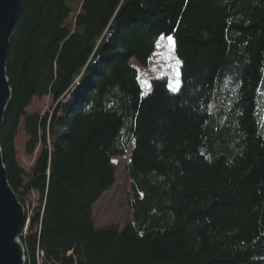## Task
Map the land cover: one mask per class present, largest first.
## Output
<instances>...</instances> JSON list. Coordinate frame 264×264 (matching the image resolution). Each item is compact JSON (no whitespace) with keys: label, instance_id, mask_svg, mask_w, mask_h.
<instances>
[{"label":"trees","instance_id":"obj_1","mask_svg":"<svg viewBox=\"0 0 264 264\" xmlns=\"http://www.w3.org/2000/svg\"><path fill=\"white\" fill-rule=\"evenodd\" d=\"M161 36L180 91L156 79L142 96L130 61L146 67ZM6 77L7 181L21 203L37 195L26 264H264V0H24ZM44 96L52 111L28 115ZM21 122L27 155L42 147L29 175ZM132 140V220L98 230L93 206Z\"/></svg>","mask_w":264,"mask_h":264},{"label":"rangeland","instance_id":"obj_2","mask_svg":"<svg viewBox=\"0 0 264 264\" xmlns=\"http://www.w3.org/2000/svg\"><path fill=\"white\" fill-rule=\"evenodd\" d=\"M82 1L83 0H76L77 5ZM69 5L73 13L67 20V24L72 25L76 16V4H74V2H69ZM177 61L179 60L175 55V48L172 50V46L167 38L159 41L146 67H140L134 60L130 61L131 65L139 70L142 96H146L151 92L152 81L156 79H166L169 90L173 92L171 89L177 87V73H179L178 79L180 87V63L177 64ZM53 108L54 102L52 96H44L40 99L34 98L31 105L26 109V113L28 115L37 114L44 117L48 112L52 111ZM28 140L29 138L25 135L21 122L14 146L16 151V162L26 175L31 173L42 150V147L39 145L32 155H27L26 144ZM134 143V140L130 142L125 156L115 158L116 171L114 183L93 206V223L94 227L98 230L114 225L118 227V230L121 232L132 220V213L129 207L130 178L127 172V165L134 149ZM24 181L27 182V178H25ZM36 203L37 195L35 193L31 194L29 199H27V203H21L25 215L29 218V220L25 218V227L23 226L24 233L28 230L30 212L31 209L35 207ZM37 256L40 258L41 253L37 252Z\"/></svg>","mask_w":264,"mask_h":264},{"label":"water","instance_id":"obj_3","mask_svg":"<svg viewBox=\"0 0 264 264\" xmlns=\"http://www.w3.org/2000/svg\"><path fill=\"white\" fill-rule=\"evenodd\" d=\"M24 0H0V130L3 128L12 90L6 77L9 38ZM25 211L7 181L0 148V264H26L25 250L18 240Z\"/></svg>","mask_w":264,"mask_h":264},{"label":"snow or ice","instance_id":"obj_4","mask_svg":"<svg viewBox=\"0 0 264 264\" xmlns=\"http://www.w3.org/2000/svg\"><path fill=\"white\" fill-rule=\"evenodd\" d=\"M164 38H165L164 36H161V37H160V39H164ZM167 39H168L170 45L172 46V50H174V47H175V41L173 40V38H172L171 36H168ZM179 63H180V62L177 61V64H179ZM178 77H179V73H177V87L171 89V90L173 91V93H176V92H179V91H180V87H179V79H178ZM262 126H264V125H262Z\"/></svg>","mask_w":264,"mask_h":264},{"label":"bare ground","instance_id":"obj_5","mask_svg":"<svg viewBox=\"0 0 264 264\" xmlns=\"http://www.w3.org/2000/svg\"><path fill=\"white\" fill-rule=\"evenodd\" d=\"M27 206V205H26ZM24 209V208H23ZM30 217V216H29ZM26 219H28L29 220V218L26 216ZM29 222V221H28ZM25 223V222H24ZM26 232V231H25ZM23 233V232H22ZM18 240H19V237H18ZM22 244V243H21ZM26 256V255H25ZM41 256H42V254H41ZM38 257V256H37ZM26 258V257H25Z\"/></svg>","mask_w":264,"mask_h":264},{"label":"built area","instance_id":"obj_6","mask_svg":"<svg viewBox=\"0 0 264 264\" xmlns=\"http://www.w3.org/2000/svg\"><path fill=\"white\" fill-rule=\"evenodd\" d=\"M70 254V253H69Z\"/></svg>","mask_w":264,"mask_h":264}]
</instances>
